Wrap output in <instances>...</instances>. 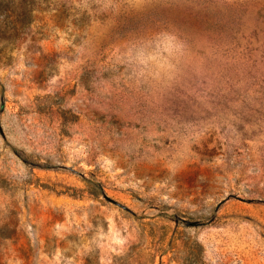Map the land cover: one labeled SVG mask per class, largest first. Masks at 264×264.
<instances>
[{"label":"rangeland","instance_id":"rangeland-1","mask_svg":"<svg viewBox=\"0 0 264 264\" xmlns=\"http://www.w3.org/2000/svg\"><path fill=\"white\" fill-rule=\"evenodd\" d=\"M0 264H264V0H0Z\"/></svg>","mask_w":264,"mask_h":264}]
</instances>
